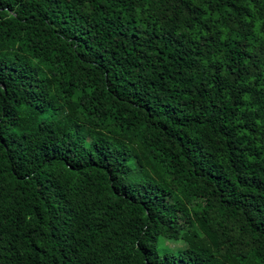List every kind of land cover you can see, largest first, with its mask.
I'll return each mask as SVG.
<instances>
[{
    "label": "trees",
    "instance_id": "1",
    "mask_svg": "<svg viewBox=\"0 0 264 264\" xmlns=\"http://www.w3.org/2000/svg\"><path fill=\"white\" fill-rule=\"evenodd\" d=\"M0 264H264V0H0Z\"/></svg>",
    "mask_w": 264,
    "mask_h": 264
},
{
    "label": "rangeland",
    "instance_id": "2",
    "mask_svg": "<svg viewBox=\"0 0 264 264\" xmlns=\"http://www.w3.org/2000/svg\"><path fill=\"white\" fill-rule=\"evenodd\" d=\"M160 244H161L162 248H169V249L174 250V251L180 250V249L185 247V244L182 241L170 242V241H163L162 240Z\"/></svg>",
    "mask_w": 264,
    "mask_h": 264
}]
</instances>
